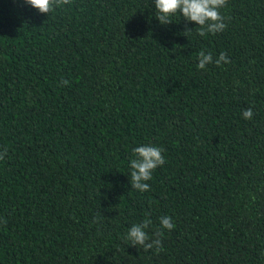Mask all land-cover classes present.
Returning <instances> with one entry per match:
<instances>
[{
	"label": "trees",
	"instance_id": "obj_1",
	"mask_svg": "<svg viewBox=\"0 0 264 264\" xmlns=\"http://www.w3.org/2000/svg\"><path fill=\"white\" fill-rule=\"evenodd\" d=\"M219 11L201 37L154 0H0V264H264V0ZM146 218L159 252L125 239Z\"/></svg>",
	"mask_w": 264,
	"mask_h": 264
},
{
	"label": "clouds",
	"instance_id": "obj_2",
	"mask_svg": "<svg viewBox=\"0 0 264 264\" xmlns=\"http://www.w3.org/2000/svg\"><path fill=\"white\" fill-rule=\"evenodd\" d=\"M71 0H23V3L36 9L39 13L48 15L54 8L67 5ZM227 0H154L155 17L161 25H169L172 17L179 13L184 20L194 22L197 27L194 30L199 36L203 37L207 34H217L223 32L227 25L224 22L225 17L220 14V9L226 6ZM193 30H186L185 34L191 33ZM199 62L197 67L201 70L205 69L208 64L213 63V56L205 54L204 51L199 53ZM215 64L222 66V63H230L226 53H221L216 59ZM68 81H62V85H67ZM253 111L251 108L243 112L245 119H251ZM163 149L157 146L144 145L133 149L135 158L130 161V177L132 189L140 192L150 190V185L146 181L152 178L153 171L158 166L165 164V158L162 155ZM7 154L5 149L0 153V159ZM152 221L146 218L142 224L133 225L127 232L126 241H130L131 246H138L143 251L155 248L156 251L162 250V241L157 238L150 241L148 233L145 231ZM160 223L163 228L171 231L175 224L172 222L171 216L160 217ZM159 236L163 233L159 232Z\"/></svg>",
	"mask_w": 264,
	"mask_h": 264
}]
</instances>
